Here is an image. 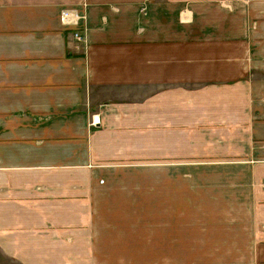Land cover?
Here are the masks:
<instances>
[{"label": "crops", "instance_id": "0c3cea01", "mask_svg": "<svg viewBox=\"0 0 264 264\" xmlns=\"http://www.w3.org/2000/svg\"><path fill=\"white\" fill-rule=\"evenodd\" d=\"M184 160L240 205L136 203ZM0 256L264 264V0H0Z\"/></svg>", "mask_w": 264, "mask_h": 264}, {"label": "rangeland", "instance_id": "374dc122", "mask_svg": "<svg viewBox=\"0 0 264 264\" xmlns=\"http://www.w3.org/2000/svg\"><path fill=\"white\" fill-rule=\"evenodd\" d=\"M70 10V9H64ZM63 10V11H64ZM62 13V12H61ZM77 19H84V15H76ZM61 17V16H60ZM61 20V18H60ZM77 21V20H76ZM62 22V21H61ZM76 24L77 22H72L71 24ZM68 24V25H71ZM84 27V25H83ZM85 28V27H84ZM83 28L75 29L73 31V37L75 32H81L82 38L77 40L78 42L85 40V33ZM94 118V117H93ZM92 118V120H93ZM92 124V121H91ZM201 161L212 162L207 165H201ZM173 165H169V174L156 173L155 177H148V182L153 186H149L151 189L145 192L137 193L136 203H155V205L163 206L156 210L164 211L168 213L170 217L177 218L183 214H200L199 208L195 206L206 205L209 206L211 203L214 206H218L217 211L221 210L220 206H226L224 202L226 201L225 193H221L219 190L227 186L231 191H229L228 202L230 205L236 206L240 203L242 192L237 193L241 190L242 186L237 187L232 184V178L229 177L225 181V177H222V181L219 183L214 181L217 180L216 176H205L203 171H209V167H219L228 168L230 166L236 167V165H225L226 162L223 160L221 165H217L221 162H214L213 160H184V161H171ZM185 174L183 175L182 173ZM202 173V174H200ZM221 178V176H220ZM211 180V181H210ZM218 184V186H216ZM223 185V186H222ZM240 185V184H239ZM181 188V189H179ZM238 195V198L235 197ZM184 206V207H182ZM234 208V209H235ZM204 210V209H202ZM205 210H210L208 207ZM238 212H241L240 210ZM235 214H240V213ZM203 214V213H202ZM218 214V212H217ZM220 214V213H219ZM234 214V215H235ZM172 221V220H171ZM176 237V235L170 236ZM161 257H154V264H160ZM169 264H178L175 257H169ZM0 264H21L18 260L13 257H2L0 256Z\"/></svg>", "mask_w": 264, "mask_h": 264}, {"label": "built area", "instance_id": "2783aa9c", "mask_svg": "<svg viewBox=\"0 0 264 264\" xmlns=\"http://www.w3.org/2000/svg\"><path fill=\"white\" fill-rule=\"evenodd\" d=\"M60 18H61L62 23L66 24V25L71 24L72 22H76V20H77V16L72 14V10L62 11ZM74 37L77 40L81 39L82 38L81 32H78V31L75 32ZM97 121L98 120L95 119V117H94L92 120V124L96 123Z\"/></svg>", "mask_w": 264, "mask_h": 264}]
</instances>
